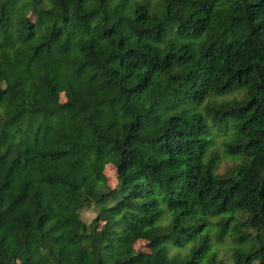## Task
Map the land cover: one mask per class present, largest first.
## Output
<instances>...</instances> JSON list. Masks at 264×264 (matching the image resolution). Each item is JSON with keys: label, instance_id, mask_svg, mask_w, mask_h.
I'll return each instance as SVG.
<instances>
[{"label": "trees", "instance_id": "1", "mask_svg": "<svg viewBox=\"0 0 264 264\" xmlns=\"http://www.w3.org/2000/svg\"><path fill=\"white\" fill-rule=\"evenodd\" d=\"M0 264H264V0H0Z\"/></svg>", "mask_w": 264, "mask_h": 264}, {"label": "rangeland", "instance_id": "2", "mask_svg": "<svg viewBox=\"0 0 264 264\" xmlns=\"http://www.w3.org/2000/svg\"><path fill=\"white\" fill-rule=\"evenodd\" d=\"M61 102L65 101V97L64 95H61L60 97ZM232 162H230V160L224 161L221 165L220 168V173H223L226 169H228L229 167H231ZM104 174L107 178V185L110 188H115L116 184H117V174H116V170L113 166L111 165H107L105 167L104 170ZM94 214L92 212L89 211H85L82 213V218L84 219V221L86 222H91L92 219L94 218ZM147 243L145 241H138L135 245V248L137 251H141V252H147L148 249L146 247Z\"/></svg>", "mask_w": 264, "mask_h": 264}]
</instances>
